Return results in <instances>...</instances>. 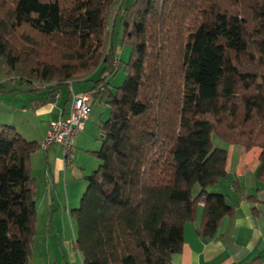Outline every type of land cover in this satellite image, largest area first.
Instances as JSON below:
<instances>
[{
    "label": "trees",
    "instance_id": "16d2710c",
    "mask_svg": "<svg viewBox=\"0 0 264 264\" xmlns=\"http://www.w3.org/2000/svg\"><path fill=\"white\" fill-rule=\"evenodd\" d=\"M116 1L0 0V61L5 80L28 91L83 79V91L108 106L91 151L99 163L71 209L82 264H172L198 205L205 238L233 212L208 189L226 176L222 143L260 148L264 188V0L120 5L110 30L119 20L132 52L112 86L119 60L110 41L104 49ZM39 148L0 123V264H28L37 214L30 156Z\"/></svg>",
    "mask_w": 264,
    "mask_h": 264
},
{
    "label": "crops",
    "instance_id": "0c3cea01",
    "mask_svg": "<svg viewBox=\"0 0 264 264\" xmlns=\"http://www.w3.org/2000/svg\"><path fill=\"white\" fill-rule=\"evenodd\" d=\"M5 82V78L0 81V88ZM90 84L83 79H73L71 86L62 84L64 87L60 85L53 92L31 91L22 93L19 99L3 100L0 116L4 120L0 123L13 125L23 137L35 139L40 144L49 121L66 113L70 104V88L81 92ZM13 89H10V95L15 94ZM24 96H29L27 101ZM107 110V104L92 98L84 128L75 136V151L70 165H65L57 143L31 154L35 207L40 199L43 210L51 211V220L58 206L71 203L74 207L78 203V194L86 185L84 176L98 165L99 160L91 151L100 147V124ZM222 145L227 150L226 176L208 189L224 193L233 206V212L219 221L215 234L205 238L196 233L201 214V205H198L195 220L187 221L183 226L182 249L171 255L172 264H241L255 258L264 264V188L256 176L260 148L253 146L247 149L228 143ZM249 195L252 197L247 198ZM36 212L37 220L38 210Z\"/></svg>",
    "mask_w": 264,
    "mask_h": 264
},
{
    "label": "rangeland",
    "instance_id": "374dc122",
    "mask_svg": "<svg viewBox=\"0 0 264 264\" xmlns=\"http://www.w3.org/2000/svg\"><path fill=\"white\" fill-rule=\"evenodd\" d=\"M131 0H117L115 6L112 8L108 20H107V44L105 45V52L108 49V44L113 47L115 52V58L119 60V66L117 67L113 75L108 76V81L112 86L121 84L126 76V63L128 62L131 52L132 44L122 40L123 28L119 20L113 30L111 31L112 22L118 18L121 6L127 5ZM6 65L0 61V81L6 78ZM9 77V76H8ZM77 76L76 78H81ZM61 87H64L62 85ZM16 91L14 95H10V89ZM5 91H0V103L8 101L13 97L19 99L22 97V93H31L27 91L28 85L25 83H19L18 80L13 82H5L4 86L0 88ZM29 96H24L26 101ZM0 120H4L0 116ZM214 144L219 146L217 141H220L216 135H213ZM86 187V185H85ZM83 187L80 195L78 194V203L74 207L64 203L58 206L57 212H54L53 219L52 213L43 210V204L39 201L37 203L36 211L38 210V218L35 222V235L34 241L31 245V255L28 260V264H82L81 257L76 248L74 247V238L77 233V225L74 218L71 215V209L79 206L80 197L83 191ZM67 208H66V207ZM69 207V210H68Z\"/></svg>",
    "mask_w": 264,
    "mask_h": 264
},
{
    "label": "built area",
    "instance_id": "2783aa9c",
    "mask_svg": "<svg viewBox=\"0 0 264 264\" xmlns=\"http://www.w3.org/2000/svg\"><path fill=\"white\" fill-rule=\"evenodd\" d=\"M69 85L71 86V82ZM35 86L38 87L39 84L36 83ZM91 100L88 92H75L70 88L69 107L65 114L49 121L40 148L46 149L53 143L59 144L65 165H70L75 151V136L84 128L91 111Z\"/></svg>",
    "mask_w": 264,
    "mask_h": 264
}]
</instances>
